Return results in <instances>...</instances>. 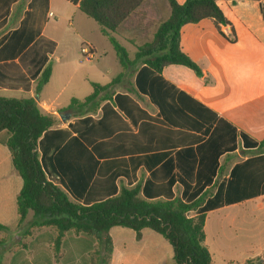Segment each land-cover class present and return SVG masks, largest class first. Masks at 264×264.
Masks as SVG:
<instances>
[{
  "label": "crops",
  "instance_id": "crops-1",
  "mask_svg": "<svg viewBox=\"0 0 264 264\" xmlns=\"http://www.w3.org/2000/svg\"><path fill=\"white\" fill-rule=\"evenodd\" d=\"M80 1L0 0L1 96L33 97L42 72L64 64L86 43L98 56L95 38L104 35L79 10ZM219 6L233 33L227 29L224 36L208 18L181 29V49L203 77L182 65L147 73L139 62L112 86L122 93L96 98H106L116 113L107 142L99 136L102 128L80 126L75 116L84 105L64 107L59 94L41 98L49 80L39 104L58 123L41 137L37 152L48 180L84 205L123 187L139 186L150 201H191L207 192L201 209L188 216L206 214L212 264H245L264 255V0ZM169 13L170 7L160 23ZM135 86L143 93H134ZM119 112L133 119L123 121ZM74 124L87 133L85 141ZM68 135L83 143L67 142ZM22 187L11 152L0 143V225L6 227L0 228V264H168L165 257H174L168 240L150 229L138 239L135 231L114 227L109 244L35 225L33 211L20 222Z\"/></svg>",
  "mask_w": 264,
  "mask_h": 264
},
{
  "label": "trees",
  "instance_id": "trees-1",
  "mask_svg": "<svg viewBox=\"0 0 264 264\" xmlns=\"http://www.w3.org/2000/svg\"><path fill=\"white\" fill-rule=\"evenodd\" d=\"M170 7L168 17L154 30L151 40L137 47L135 62L141 61L155 73L161 74L170 65H182L203 77L201 67L181 49V29L189 23L211 19L225 36L232 26L219 2L224 0H166ZM235 2L236 0H231ZM145 0H81L79 10L94 19L103 35L114 47L122 66L131 65L127 50L115 38L123 24ZM48 66L39 77L33 97H6L0 95V143L12 155L15 170L23 180L17 198L20 222L29 211L34 212L33 224L57 228L60 235L68 232L89 236L92 241L109 242V231L124 227L136 232L138 239L144 229H150L168 240L177 264H212V255L205 245L206 214L194 217L188 213L201 209L207 192L195 200L172 199L150 201L140 196V187H123L112 197L84 205L71 200L59 186L48 180L37 152L41 137L58 123V119L43 111L39 95L51 77ZM101 85L92 83L93 92L84 100L73 98L70 107L95 101L119 81ZM38 97V100H37ZM0 228H6L0 225ZM2 240H0V246ZM107 263V262H106ZM245 264H264V255Z\"/></svg>",
  "mask_w": 264,
  "mask_h": 264
},
{
  "label": "rangeland",
  "instance_id": "rangeland-1",
  "mask_svg": "<svg viewBox=\"0 0 264 264\" xmlns=\"http://www.w3.org/2000/svg\"><path fill=\"white\" fill-rule=\"evenodd\" d=\"M168 12L169 5L166 0H147L145 4L123 24L122 29L119 31L118 35H115V38L128 52L127 59L132 62L128 67L138 64L139 62L143 64L141 61L135 62L137 47L152 39L154 30ZM82 16L86 15L82 14ZM86 18L93 22L92 24L96 29L99 28L100 25L93 19L89 17ZM95 39L98 40V42H95L96 47L99 49L98 56L92 61H84L80 51H73L64 64H56L52 71L50 87L42 92V99L48 97L54 98L59 94V102L62 106L67 107L72 98L84 99L93 92L91 82L107 85L120 77L124 67L114 47L104 36H100L99 39L96 37ZM144 66L147 73L151 72L147 65L144 64ZM122 92V87H112L109 91H105L102 94H104L103 97L107 98ZM134 93L140 95L143 92L135 86ZM106 98L96 99L95 101L85 104L83 113L75 116L76 118L82 119V124L80 126H84L91 130L99 129V131L100 128H102L103 135L99 136L104 142H107L110 135L113 133L114 126H112V122L116 118V113L114 114L112 110L110 112L111 104L107 102L108 100ZM119 116L123 121L133 119L132 116H128L125 113L120 114L119 112ZM139 121L140 118L134 117L135 124H138ZM72 129L79 135H83L84 131L81 130L79 126L76 127L74 124ZM145 129L146 127L143 126L142 132ZM85 132L88 131L85 130ZM86 134L81 136L84 141L86 140ZM82 139H80V137L72 138L70 135L67 136V142L77 145L83 143ZM208 234L210 239V229H208ZM165 259L168 260V264H177L172 256H166ZM156 264H159V262H156Z\"/></svg>",
  "mask_w": 264,
  "mask_h": 264
},
{
  "label": "built area",
  "instance_id": "built-area-1",
  "mask_svg": "<svg viewBox=\"0 0 264 264\" xmlns=\"http://www.w3.org/2000/svg\"><path fill=\"white\" fill-rule=\"evenodd\" d=\"M81 55L84 61H92L96 58L97 52L92 44L86 43L81 47Z\"/></svg>",
  "mask_w": 264,
  "mask_h": 264
},
{
  "label": "water",
  "instance_id": "water-1",
  "mask_svg": "<svg viewBox=\"0 0 264 264\" xmlns=\"http://www.w3.org/2000/svg\"><path fill=\"white\" fill-rule=\"evenodd\" d=\"M37 100H38V97H37Z\"/></svg>",
  "mask_w": 264,
  "mask_h": 264
}]
</instances>
